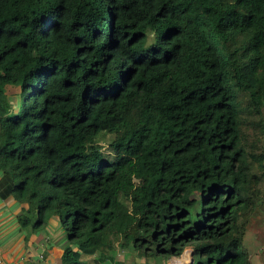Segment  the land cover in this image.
I'll return each mask as SVG.
<instances>
[{
    "label": "trees",
    "instance_id": "16d2710c",
    "mask_svg": "<svg viewBox=\"0 0 264 264\" xmlns=\"http://www.w3.org/2000/svg\"><path fill=\"white\" fill-rule=\"evenodd\" d=\"M0 199L58 264H251L264 0H0Z\"/></svg>",
    "mask_w": 264,
    "mask_h": 264
},
{
    "label": "crops",
    "instance_id": "0c3cea01",
    "mask_svg": "<svg viewBox=\"0 0 264 264\" xmlns=\"http://www.w3.org/2000/svg\"><path fill=\"white\" fill-rule=\"evenodd\" d=\"M19 214L18 206L12 200L0 199V261L23 260L27 264H58L60 246L44 253L46 263L37 261L36 256L40 250H45L46 235L32 234L25 237L17 222ZM248 238L251 242V264H264V226L259 220L251 222Z\"/></svg>",
    "mask_w": 264,
    "mask_h": 264
},
{
    "label": "rangeland",
    "instance_id": "374dc122",
    "mask_svg": "<svg viewBox=\"0 0 264 264\" xmlns=\"http://www.w3.org/2000/svg\"><path fill=\"white\" fill-rule=\"evenodd\" d=\"M14 99L15 100H13V106L16 108V106H19L18 104L20 101L17 98H14ZM24 235L26 237L25 233H24ZM46 240H47V238H46ZM56 247H57V245L55 246L53 243V248L49 249V244L47 243L45 245V250L44 249L40 250V253L36 256L37 261L40 260V257H42L44 255V253L47 254L48 252H51V250L55 249ZM187 258H189L188 264H192L194 261V257L192 254V249L189 246L185 247L182 255L179 258H170L168 260H163L161 258H156V259H151V260L139 258V257H137L136 252L130 248L129 249L118 248L117 251L112 252L108 256V261H107L108 263H106V264H170L171 259L179 260L176 262H178L179 264H183L186 262ZM94 260H95L94 256H92V257L82 256V261L86 264H94ZM42 263H46L45 257H44V261Z\"/></svg>",
    "mask_w": 264,
    "mask_h": 264
},
{
    "label": "built area",
    "instance_id": "2783aa9c",
    "mask_svg": "<svg viewBox=\"0 0 264 264\" xmlns=\"http://www.w3.org/2000/svg\"><path fill=\"white\" fill-rule=\"evenodd\" d=\"M39 261L40 262L44 261V255L42 257H40ZM176 261H179V260L171 259L170 264H175ZM0 264H27V263H25L23 260H20V261H14V262H3V261H0Z\"/></svg>",
    "mask_w": 264,
    "mask_h": 264
},
{
    "label": "bare ground",
    "instance_id": "6f19581e",
    "mask_svg": "<svg viewBox=\"0 0 264 264\" xmlns=\"http://www.w3.org/2000/svg\"><path fill=\"white\" fill-rule=\"evenodd\" d=\"M188 260H189V258H187V259H186V262H185V263H183V264H187V263L189 262ZM175 264H179V263H178V262H176Z\"/></svg>",
    "mask_w": 264,
    "mask_h": 264
},
{
    "label": "water",
    "instance_id": "95a60500",
    "mask_svg": "<svg viewBox=\"0 0 264 264\" xmlns=\"http://www.w3.org/2000/svg\"><path fill=\"white\" fill-rule=\"evenodd\" d=\"M194 262V261H193Z\"/></svg>",
    "mask_w": 264,
    "mask_h": 264
}]
</instances>
